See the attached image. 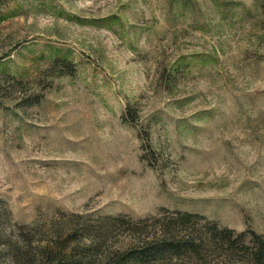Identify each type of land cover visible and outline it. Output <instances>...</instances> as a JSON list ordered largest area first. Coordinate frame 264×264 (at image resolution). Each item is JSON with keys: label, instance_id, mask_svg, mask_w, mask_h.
<instances>
[{"label": "rangeland", "instance_id": "obj_1", "mask_svg": "<svg viewBox=\"0 0 264 264\" xmlns=\"http://www.w3.org/2000/svg\"><path fill=\"white\" fill-rule=\"evenodd\" d=\"M0 91L2 242L162 209L264 236V0H0Z\"/></svg>", "mask_w": 264, "mask_h": 264}, {"label": "trees", "instance_id": "obj_2", "mask_svg": "<svg viewBox=\"0 0 264 264\" xmlns=\"http://www.w3.org/2000/svg\"><path fill=\"white\" fill-rule=\"evenodd\" d=\"M57 221L42 225L38 240L30 230L11 243L0 237V253L11 264H264V236L189 212L162 209L136 221L60 213Z\"/></svg>", "mask_w": 264, "mask_h": 264}]
</instances>
